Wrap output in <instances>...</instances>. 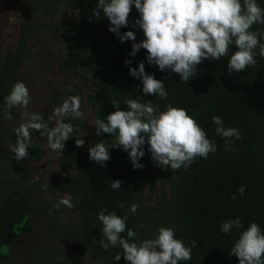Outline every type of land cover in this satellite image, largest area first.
Returning <instances> with one entry per match:
<instances>
[{
  "label": "trees",
  "instance_id": "trees-1",
  "mask_svg": "<svg viewBox=\"0 0 264 264\" xmlns=\"http://www.w3.org/2000/svg\"><path fill=\"white\" fill-rule=\"evenodd\" d=\"M66 1L26 0L35 18H25L18 24L13 48L2 53L0 45V106L18 80L32 34L39 30H54L57 22L68 37V45L56 61L57 71L80 80L78 85L66 92L63 100L70 96L79 97L82 109L81 86H87L90 90L88 104L95 119H104L117 110L112 107V99L121 101L117 106L119 110H125L124 100L138 97L143 101L150 100L161 111L168 104L185 109L206 132L207 138L215 141L217 151L210 153L207 159L197 158L187 171L169 169L168 192H162L156 198L154 209L161 225L173 228L176 236L186 245L196 241L191 249V260L184 264H238L237 258L230 255L237 234L221 233L219 224L238 216L244 227L249 222H256L264 230V58L257 56L255 66L231 75L226 70L227 57L202 60L196 65L194 77L188 82H181L178 74L161 72L155 65H149L145 60L146 50L140 49L132 57L128 55L131 44L144 39L142 30L131 27V22L139 16L134 7L128 15L129 25L119 31L121 34L133 31L135 40L120 42L108 31L109 22L102 15H92L96 0H69L71 8ZM257 2L264 7V0ZM60 16L62 19L58 20ZM3 25L0 18V43ZM257 27L253 25L250 30ZM232 50H235L234 47ZM127 60L131 63L125 64ZM140 61H145L146 74L164 82L168 92L165 100L145 96L140 91V80L129 75L128 69L135 68ZM61 97V91L51 87L37 111L50 127L54 119L49 122L48 118L53 108L63 101ZM10 111L13 117L14 108ZM214 115L221 116L226 127L237 128L240 132L241 138L234 141L230 150H225L223 140L214 131L215 125L211 121ZM7 121L0 112V124ZM64 122L78 127L77 135L84 138L86 155L75 150V138L70 137L65 142L61 157L55 155L59 177L27 182L16 194L0 198V262L7 261L36 206V193L42 191L40 185L48 181V190L42 192L52 196H70L76 203L77 221L69 224L67 234L75 239L73 250L78 256L71 253L70 261L63 264H84L82 256L85 251L92 253L102 264L124 262L123 255L119 261L114 260L121 251L119 247L104 251L99 246L102 233L97 213L105 209L114 211L118 216L125 215L127 206L139 200L146 186L148 199L151 198L154 185L152 168L157 167L147 151L148 145L145 143V154L139 159L142 168L134 169L127 152L120 147H109L110 159L101 167L89 160L88 148L101 140L111 144V135L102 132L99 137L96 136L95 127L89 130L84 118H65ZM6 131V127L0 129V140ZM33 134L45 137L41 139L42 144L46 140V136H41L39 132ZM41 143L27 149L35 162L43 156ZM3 158L0 151V161ZM79 163L81 165L75 172V165ZM115 180L121 181L120 189L110 187ZM240 185L246 186L244 196L237 194L235 200L231 199ZM120 202L125 204L124 208L118 207ZM126 224L137 231V243L144 240L141 231L146 230L148 219L139 210L127 215ZM137 225L141 227L137 228ZM41 262L51 263L50 258L41 259Z\"/></svg>",
  "mask_w": 264,
  "mask_h": 264
},
{
  "label": "clouds",
  "instance_id": "clouds-1",
  "mask_svg": "<svg viewBox=\"0 0 264 264\" xmlns=\"http://www.w3.org/2000/svg\"><path fill=\"white\" fill-rule=\"evenodd\" d=\"M132 7L139 16L131 22V27L142 30L144 39L132 43L128 55L132 57L138 50H146L145 60L149 65H155L161 72L178 74L181 82L194 77L196 65L202 60L227 57L226 70L231 75L255 66L257 56L264 58V7L257 0H96L92 15H102L109 22L108 31L120 42L134 41L133 31L123 34L119 31L129 25L128 15ZM253 25L258 27L250 30ZM130 63V60L125 61V64ZM144 63L140 61L135 68L130 67L129 75L140 80V91L145 96L165 100L168 92L164 82L146 74ZM139 98L124 100L125 110L118 109L120 100L112 99V107L117 110L104 119H95L92 125L95 135L99 137L102 132L110 134L112 143L101 140L90 146V161L103 167L110 159L109 147H120L127 152L132 167L139 169L143 167L139 159L144 156L147 143L154 166L178 172L181 169L187 171L197 158L207 159L210 153L217 151L215 141L207 138L206 132L185 109L165 104L161 111L150 100ZM31 99L28 87L22 81L13 84L0 106L3 119L11 120L10 110L17 106L27 107ZM24 115L25 122L14 129L16 141L10 146L16 161L29 156V130L46 136L47 147L57 157H61L70 137H83L77 135L78 127L64 122L65 118H83L79 97L70 96L53 108L48 118L49 122L54 119L51 127L37 112ZM211 121L215 125V133L224 142L225 150H230L234 141L241 138L239 130L226 127L218 115L212 116ZM74 142L77 147L84 145L83 139H75ZM120 185L121 181L115 180L110 187L115 190L120 189ZM40 188L47 191L49 181L41 184ZM245 191V185L238 186L231 199L235 200L237 194L243 197ZM60 206L73 208L72 198H61L55 207L58 210ZM118 207L124 208L125 204L120 202ZM137 207L136 203H130L123 216L105 209L97 213L102 233L99 246L104 251L119 247L121 251L114 260L119 261L123 255L127 264H184L190 261L196 241L186 245L171 227H159L154 238L137 243V231L126 224L127 215L135 213ZM219 231L226 235L230 232L237 234L230 255L237 258L238 264H264V230L256 222H249L244 227L237 216L221 222Z\"/></svg>",
  "mask_w": 264,
  "mask_h": 264
},
{
  "label": "rangeland",
  "instance_id": "rangeland-1",
  "mask_svg": "<svg viewBox=\"0 0 264 264\" xmlns=\"http://www.w3.org/2000/svg\"><path fill=\"white\" fill-rule=\"evenodd\" d=\"M66 2L71 8L69 0ZM0 18L4 23L0 43L2 53H4L15 45L18 24L25 18L33 20L35 13L30 11L26 0H0ZM58 18V20L62 19L61 16ZM55 24L56 29L54 30H39L33 33L26 47V57L23 60L17 82L22 81L28 87L32 97L30 103L27 107H14L12 119L0 124V129L4 127L7 129L6 134L0 140V151L4 156L0 161V198L16 194L27 185V182L47 181L60 175L55 162V153L47 147V140L41 143V139L45 137H37L29 130L31 145L40 143L42 145L43 156L37 162L33 161L32 155L16 161L10 151V146L16 141L14 129L25 122V113L31 114L38 111L51 87H57L61 91V100H63L66 92L80 83L78 78L66 76L57 71L56 61L64 53L68 45V37L58 27V23L55 22ZM81 90L83 118L87 121L89 130L92 131L95 118L88 104L90 90L84 85L81 86ZM74 138L84 140L83 137ZM85 147L84 141L82 147L75 145V150L85 156ZM80 165V163L75 165V172ZM152 169L154 185L150 193L151 198L148 199L149 192L146 186L142 190L141 197L136 201L137 210L148 219L146 230L141 231L143 239L154 238L156 230L163 226L157 219L158 216L154 209L155 200L162 192H168L170 179L169 169L162 170L159 167ZM64 197L66 196H52L42 191L36 193V206L27 225L13 245L7 261L0 262V264H41V259L47 258H50V264H63L65 261H70L69 255L78 256L77 251L73 250L75 239L67 234L69 224L77 221L76 203L72 200L73 208L60 206L57 210L55 207ZM50 204L54 207L50 208ZM151 229L155 232L154 234ZM82 257L84 264H102L88 251H85ZM123 264L127 262L124 261Z\"/></svg>",
  "mask_w": 264,
  "mask_h": 264
}]
</instances>
